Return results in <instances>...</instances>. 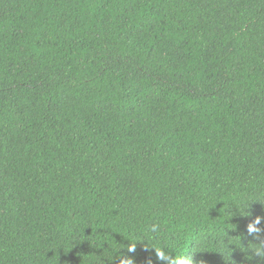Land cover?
I'll list each match as a JSON object with an SVG mask.
<instances>
[{"label":"trees","instance_id":"1","mask_svg":"<svg viewBox=\"0 0 264 264\" xmlns=\"http://www.w3.org/2000/svg\"><path fill=\"white\" fill-rule=\"evenodd\" d=\"M258 216L264 0H0V264H264Z\"/></svg>","mask_w":264,"mask_h":264},{"label":"clouds","instance_id":"2","mask_svg":"<svg viewBox=\"0 0 264 264\" xmlns=\"http://www.w3.org/2000/svg\"><path fill=\"white\" fill-rule=\"evenodd\" d=\"M258 232H264V217H256L248 226V233L250 236H254ZM135 250V243H132L127 247V253H134ZM155 252L157 259L164 262L166 259V252L160 248L155 249ZM255 254L261 259H264V240L259 242V247L257 248ZM119 259L120 264H134L132 257L126 255L125 253H121ZM177 259H179V264H191L190 259L187 261L182 257H177Z\"/></svg>","mask_w":264,"mask_h":264}]
</instances>
